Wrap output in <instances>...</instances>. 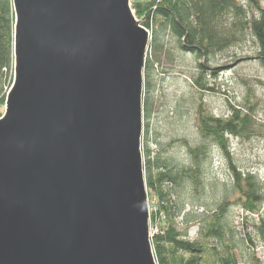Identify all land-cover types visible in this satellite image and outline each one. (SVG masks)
I'll return each instance as SVG.
<instances>
[{"label": "water", "instance_id": "water-1", "mask_svg": "<svg viewBox=\"0 0 264 264\" xmlns=\"http://www.w3.org/2000/svg\"><path fill=\"white\" fill-rule=\"evenodd\" d=\"M0 264H158L144 170L151 32L132 0H12Z\"/></svg>", "mask_w": 264, "mask_h": 264}, {"label": "trees", "instance_id": "trees-1", "mask_svg": "<svg viewBox=\"0 0 264 264\" xmlns=\"http://www.w3.org/2000/svg\"><path fill=\"white\" fill-rule=\"evenodd\" d=\"M258 15L250 16L239 0H134L133 9L152 34L144 68L143 155L146 184L156 210L150 221L158 264H239L256 249L252 235L238 232L231 215L237 206L245 214L259 215L264 240V182L253 171H243L231 150L230 139L251 140L260 135L255 106L231 107L230 116L215 117L205 103L197 106L198 138L152 141L150 121L154 113L156 67L173 51L193 55L200 74L193 78L200 90L206 74L216 76L209 63L215 56L244 42L249 35L259 50L256 60L264 66V7L251 0ZM14 10L12 0H0V107L13 79ZM249 102V103H248ZM1 116V114H0ZM187 150V161L171 153L177 143ZM225 161L228 179L216 177L214 150ZM197 227L196 238L190 229Z\"/></svg>", "mask_w": 264, "mask_h": 264}, {"label": "rangeland", "instance_id": "rangeland-1", "mask_svg": "<svg viewBox=\"0 0 264 264\" xmlns=\"http://www.w3.org/2000/svg\"><path fill=\"white\" fill-rule=\"evenodd\" d=\"M260 1L264 7V0ZM239 5L250 16L258 15L251 0H239ZM258 52L255 40L249 35L244 42L205 63L217 73L216 76L212 75V71H208L211 75L206 74L204 83L210 91H200L193 82V78L200 74L199 62L193 55L174 50L173 55L164 58L160 66L156 67L154 78L155 103L150 121L152 141L167 145L171 140L187 139L195 143L198 138L196 112L201 101L215 117L227 118L231 113L230 106L237 108L249 106L248 97L254 94V98H249V102L251 106H255L254 114L260 135L254 136L251 140L231 138L230 144L241 170L257 173L264 182V66L256 60ZM10 88L7 89V93ZM5 109V105L0 107V117L5 113ZM171 153L181 161H187V150L179 142ZM214 156V173L224 181L228 179L227 165L218 149L214 150ZM148 198L151 215L156 210V201L150 199L149 194ZM261 213L264 217V206ZM231 215L238 232L252 235L257 246L255 250H249L246 258L238 254L239 264H264V240L260 235L259 215H250L247 221L246 217L249 214H245L237 206L232 207ZM154 232L151 225L152 236ZM197 232L198 228L192 227L190 236L196 238Z\"/></svg>", "mask_w": 264, "mask_h": 264}, {"label": "bare ground", "instance_id": "bare-ground-1", "mask_svg": "<svg viewBox=\"0 0 264 264\" xmlns=\"http://www.w3.org/2000/svg\"><path fill=\"white\" fill-rule=\"evenodd\" d=\"M144 136V135H143Z\"/></svg>", "mask_w": 264, "mask_h": 264}]
</instances>
